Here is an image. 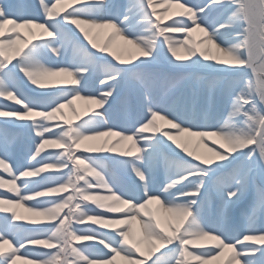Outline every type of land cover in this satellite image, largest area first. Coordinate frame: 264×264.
Instances as JSON below:
<instances>
[{
	"label": "snow or ice",
	"instance_id": "1",
	"mask_svg": "<svg viewBox=\"0 0 264 264\" xmlns=\"http://www.w3.org/2000/svg\"><path fill=\"white\" fill-rule=\"evenodd\" d=\"M158 5L178 9V18L165 23ZM30 9L23 0H0V98L19 105L0 107V117L27 133L23 144L0 133V172L7 174L0 190L11 193L0 196V264L28 256L27 264H209L225 257L223 264H264V0H36L38 15ZM92 29L111 30L102 47ZM117 39L127 58L110 51ZM21 76L53 90L29 98ZM94 76L101 87L89 92ZM76 102L95 108L81 114ZM110 114L120 123H110ZM104 137H116L112 147L91 146ZM188 137H198L208 155L189 150ZM122 143L128 148L115 151ZM46 148L58 151L41 155ZM21 149L18 167L11 158ZM161 158L166 175L157 182ZM253 188L257 195L237 224L230 210ZM212 191L215 211L205 209ZM161 215L169 222L162 225ZM20 220L39 227L22 228ZM88 222L112 235L78 227ZM233 228L242 238H231ZM19 237L48 251L20 253ZM198 241L214 243L190 251ZM161 248L167 251L153 259Z\"/></svg>",
	"mask_w": 264,
	"mask_h": 264
},
{
	"label": "bare ground",
	"instance_id": "2",
	"mask_svg": "<svg viewBox=\"0 0 264 264\" xmlns=\"http://www.w3.org/2000/svg\"><path fill=\"white\" fill-rule=\"evenodd\" d=\"M204 0H201L199 2H196V5H203V4H206L203 2ZM19 0H16V1H11L10 3L8 2L7 4H16L18 3ZM115 3L117 4H123L126 2V0H114ZM210 3V0L209 2ZM6 4V3H5ZM26 5H30L28 3H25ZM31 6V14L32 15H38L37 13V9H36V4H35V7H33L32 5ZM157 10H158V13H160L162 15V18L164 20L165 23L171 21V17H175V13L177 11H179L178 9H169L167 11L164 10L163 6L162 5H158L157 6ZM6 29L9 27V26H5ZM33 32H36L37 30L35 29H32ZM111 30L110 29H92L90 30V35L93 37V39L95 40V42L99 45V46H103L105 41L107 40L108 38V34H110ZM20 34L22 35V38L23 39H30V37L28 36V30L26 29H21L20 30ZM194 35V34H193ZM198 36L194 35V38L196 39H199L201 34H197ZM35 42V41H33ZM85 45L86 42H84ZM17 47H19V45H17ZM90 48V46H89ZM127 48V46L123 45V42L122 41H119L118 39L115 41V43L113 44L112 48L110 49V51L118 54V55H121L122 58H127V51H125V49ZM92 50V49H91ZM9 55H12V53H9ZM68 57L70 58L71 57V52L68 53ZM51 62H56L55 61V58H52V61ZM61 63H63L64 61H60ZM13 63H15V60H13ZM66 78L64 77H52L50 78V81L51 83H55L57 81H62V80H65ZM22 86H26V87H29L31 89H35V90H43V91H50V90H53V89H37L35 86L31 85L29 82H27V80L25 78H23L21 76V84H20V87ZM100 85L98 83V81H96V78H92L91 82H90V85H89V88L87 89V91L89 92H98V90L100 89ZM56 90V89H55ZM10 104V105H9ZM2 106H6V107H19V105H15L12 101H9V100H4L3 98H0V107ZM75 108L77 110V112L83 114L84 111L92 108L94 109L95 108V105H89V104H85L83 102H76V105H75ZM64 112V115H65V118L66 119H71L72 116H71V112L68 110V109H64L62 110ZM85 111V112H86ZM83 118H86L83 117ZM116 116L114 114H110L109 115V122L110 123H117L119 124L120 123V120L118 119H115ZM6 119H12V118H6V117H0V129L2 127H4V124H2V122ZM12 132L11 134H15L16 131H20L21 129L20 128H16V127H12L11 128ZM8 135V134H7ZM182 139H187L188 140V148L189 150H194L197 152V154H200V155H203V156H207L208 154L204 151V146L201 145V144H198V140L199 138L198 137H188V138H182ZM107 141V143H104V141ZM116 140V137H104V138H101L100 140L98 141H92L90 142L91 146H94V147H101L103 146L104 148H110L113 146V143L114 141ZM211 143V142H210ZM128 143H122V144H117L115 145V151H122V150H126L128 148ZM212 147H216L215 144H212L211 145ZM49 151H58V150H54V149H48V150H45V152L41 153L42 154H46L47 152ZM92 154H95V156H105V155H114V153H92ZM81 155V154H80ZM21 158L22 160L21 161H18L17 164L15 163L14 159H15V155L12 156L11 158V162L12 164H15L16 166H23L24 165V154L22 153L21 154ZM112 174H115V175H118V171L116 168H114L112 171ZM0 175L4 176L5 178H7V174L6 173H2L0 172ZM165 175H166V170L164 168V165H163V158H161V162H160V166L156 169V179H157V182L163 180L165 178ZM29 179H34V178H29ZM20 183V181H18V184ZM96 191L100 192L101 194L104 193V190L103 189H97ZM247 199L246 201L242 204V206H239L238 208L240 209V213L241 215L244 216L245 212L248 211L249 209V206L253 203L257 193H256V189H250L247 193ZM11 193H7L3 190H0V196H10ZM64 195H67V193H64ZM206 196L208 199H206L205 201V209H207L210 205L213 207V211H215V203L216 205L219 204V200L217 199L216 195H215V192L212 191V192H207L206 193ZM38 199H45V198H38ZM36 201H28V202H25L26 203V206H30L31 204L35 203ZM106 203H111L110 201L109 202H106ZM153 207H155V205H153ZM237 208V209H238ZM17 213L23 217H26L28 219H31L33 217H30L29 214L27 212L24 211L23 208H18L16 209ZM98 211H103L102 209L98 210ZM5 214L3 213H0V216H3ZM105 215H120L119 213H105ZM243 216H240L238 217L236 223L239 224L242 219H243ZM160 220H161V223L162 225L163 224H166L168 223L169 221L167 220V217L161 215L160 216ZM25 220H21L20 222L23 223ZM20 222H16L17 224H19ZM25 223V222H24ZM89 224H92L91 222H88ZM86 223V224H88ZM78 227H83L82 225L81 226H78ZM99 227V226H98ZM139 225L138 224H134V228H137L138 229ZM103 230H106L107 232H109V235H112V230L110 228H103ZM108 235V234H107ZM230 236L231 238L235 241V239L237 238H242L241 234L239 231H237L235 228H233L231 231H230ZM24 243V246L21 247L20 244H17L16 247L19 248L20 250V253H24V249L27 248V247H30V246H33V245H30V244H27L26 242H22ZM91 243H94L93 241H85V242H82V244H91ZM214 242L212 241H198L197 242V245L198 246H193V245H189V250L190 251H193V252H200V251H206V250H209L211 248V245L213 244ZM82 244H78L77 247H80L82 246ZM239 247V245H238ZM253 247H260V245H254ZM5 248H7V246H5ZM140 249L142 252H147L148 250V246L141 243L140 244ZM162 249V248H161ZM44 251H48V249H44ZM95 251V250H93ZM19 255V253H18ZM134 255H139L138 253H134ZM159 255V252H156L153 254L152 258L154 259L156 256ZM145 257L144 256H140V259H144ZM226 259L225 258H221V261H210L209 264H223V261ZM25 261V262H23ZM26 259H20V260H16L15 264H27L26 263ZM117 264H122V262L120 261H117ZM148 264H151V260L148 261Z\"/></svg>",
	"mask_w": 264,
	"mask_h": 264
},
{
	"label": "rangeland",
	"instance_id": "3",
	"mask_svg": "<svg viewBox=\"0 0 264 264\" xmlns=\"http://www.w3.org/2000/svg\"><path fill=\"white\" fill-rule=\"evenodd\" d=\"M12 0H2V2L3 3H10ZM25 1H26V3H28L29 1L28 0H23V3H25ZM199 1H201V0H181V2H183V3H185L186 5H188V6H191V5H196V2H199ZM34 2H36V0H34ZM204 3H208L209 2V0H204L203 1ZM69 11L71 10V8H69L68 9ZM171 17V19L173 20V19H176V18H178V17H172V16H170ZM172 20L171 21H169V22H167V23H170V22H172ZM197 34H199V32H197V33H194V35H196V36H198ZM193 35V36H194ZM87 46V45H86ZM89 50L90 51H93V50H91V48H89ZM110 59V58H109ZM9 66H11V65H9ZM164 67H166V65L164 66ZM94 78H95V76H94ZM38 89V88H37ZM59 89H57V91H58ZM20 91H21V93L23 94V95H25V96H27V97H29V98H33V99H40V97L37 95V93H40V92H44L43 90H35V89H31V88H29V87H25V86H22V87H20ZM50 91H52V90H50ZM10 105V104H9ZM86 111V110H85ZM85 111H84V113H85ZM87 112V111H86ZM75 123H78L79 121H74ZM16 123H21V122H19V121H17ZM2 124H4L3 122H2ZM11 128H12V126H5L4 125V127H2L1 129H0V133H7L8 134V136L9 137H11V136H16L17 138H18V140L20 139V137H21V135H24V138L26 139L27 138V133H26V131L25 130H23V129H21L20 131H16V133L13 135V134H11V133H13L12 132V130H11ZM48 149H50V148H46V150H48ZM47 154V153H46ZM46 154H42V155H46ZM78 155H80L81 153H77ZM83 155H93V156H95V154H88V153H83ZM101 163L109 170V171H112L114 168H115V166L114 165H112L109 161H101ZM43 175V174H42ZM113 175H115V174H113ZM34 179H36V178H34ZM247 195V194H246ZM245 195V196H246ZM242 201V200H241ZM239 202V203H237L236 205L238 206V204H240V206H242V202ZM215 206H218V205H216V203H215ZM235 206V205H234ZM90 207H93V208H95V206L94 205H90ZM97 211L98 210H100V209H96ZM231 211V213H230V215L232 216V218H234V220L236 219H238V217H240V216H243V215H241V213H240V209L238 208V209H236L235 211L233 210H230ZM19 213V212H18ZM21 221V220H20ZM20 221H17V222H20ZM25 222V223H24ZM23 223H19V225L22 227V228H36V227H39L38 225H30V224H27L26 223V221H24ZM83 227H90V228H95L96 229V231H99V232H104V233H106V234H108L109 235V232H107L106 230H103V228H100V227H98V225H95V224H85V225H82ZM19 239H21V242H23V240H22V237H19ZM169 247H171V245H169ZM29 249H31L33 252H36V251H44V249H42V248H37L36 246H30V247H27V248H25L23 251H24V253H26V252H28V250ZM93 250H96V249H93ZM167 251V249L166 248H162V249H160V251H159V255H160V253L161 252H166ZM28 259H31V256H28L27 258H26V261H28ZM23 262H25V261H23ZM27 263V262H26ZM22 264H24V263H22Z\"/></svg>",
	"mask_w": 264,
	"mask_h": 264
}]
</instances>
